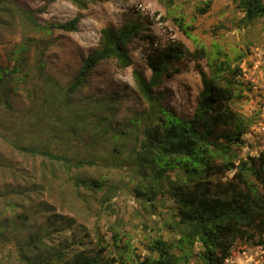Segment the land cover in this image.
<instances>
[{"label":"rangeland","instance_id":"obj_1","mask_svg":"<svg viewBox=\"0 0 264 264\" xmlns=\"http://www.w3.org/2000/svg\"><path fill=\"white\" fill-rule=\"evenodd\" d=\"M17 1L33 11L42 25L69 21L78 14L81 21L76 32L56 29L52 38L39 34L31 26L22 27L17 21L13 26L0 27V67L13 69L12 50L23 40L33 44L28 52L29 63L33 65L30 84L10 81L6 89L0 88V96L5 92L11 94L10 107L0 106V224L5 231L1 239L9 245L6 248L0 242L1 264H21L14 246L17 242L10 241L20 227L16 231L18 241L48 230L49 238L55 241L51 245L66 248L69 254L97 251L99 238L112 244V236L118 229L123 232L119 246L124 247L130 241L136 259L141 261L150 254V239L162 234L166 239L174 237L162 229V222L170 218L168 209L173 206L169 195L165 192L159 196V203L164 206L151 215L129 188L141 181L138 173L133 168H120L133 164L134 136L139 133L140 139L143 138L147 122L149 108L138 93L133 73L139 70L145 79H150L152 72L146 61L150 42L135 40L129 45L132 66L124 68L114 59L104 60L88 72L75 91H70L84 60L98 48L104 28L118 29L129 18L139 19L146 25L145 36L153 37L155 47H164L175 39L190 51L202 45L209 54L225 51L233 65L238 63L242 69L241 80L245 85L244 99L230 107L249 120L244 144L232 148V152L235 159H240L249 155L258 157L264 151V18L242 26L239 21L243 14L234 0H175L174 7L167 0H97L83 11L67 0L47 5L41 0ZM207 3L211 6L208 13L193 18L196 7L205 8ZM175 7L186 13L189 25L195 27L189 35L172 19ZM41 38L46 42L38 48L35 43ZM41 48H44L42 55L38 53ZM237 54L241 55L238 61ZM38 57H43L46 63L42 72L36 67ZM201 65L208 73V59ZM175 68L180 72L171 77L165 75L155 91L165 108L190 120L202 90L201 75L189 58L175 62L169 72ZM48 77L53 83L44 84ZM65 95H69L71 105L63 110ZM39 115H45L42 124L30 127ZM102 117L108 120L102 123ZM122 125L131 129L129 138L116 136ZM12 141L49 149L65 155L71 162L91 164L69 171L59 162L19 152ZM232 174H228L229 178ZM176 175L174 170L171 177L176 179ZM77 179L97 180L104 186L98 190L81 185L78 194L74 186ZM218 181L214 179L215 183ZM111 187H116L117 193L112 195L110 208L105 209L102 201ZM45 206L50 207L49 212L43 211ZM53 214L56 219L49 218ZM256 247L237 244L226 264H247L246 255L254 256L252 264H263L264 254L256 255ZM107 251L114 252L109 247ZM8 254L12 255L10 259Z\"/></svg>","mask_w":264,"mask_h":264},{"label":"trees","instance_id":"obj_2","mask_svg":"<svg viewBox=\"0 0 264 264\" xmlns=\"http://www.w3.org/2000/svg\"><path fill=\"white\" fill-rule=\"evenodd\" d=\"M41 1L47 5L56 0ZM67 1L83 11L97 0ZM174 1L167 0L170 7H174ZM234 3L243 14L239 21L242 26L264 18V0H234ZM210 7V3L205 8L196 7L193 18L198 14H207ZM173 10L175 15L172 19L185 34L195 30L189 25L186 13L177 7ZM15 21L22 27L31 26L39 34L52 38L56 29L76 32L81 14L69 21L42 25L34 12L21 6L17 0H0V27L13 26ZM145 26L143 21L129 18L118 29H102L98 48L84 60L70 91H75L88 72L104 60L114 59L124 68L132 66L129 45L135 40L150 42L151 48L146 53L147 65L152 72L150 79H145L139 70L133 73L138 93L149 108L147 122L142 139L139 133H135V145L131 149L133 164L120 168H133L138 173L141 181L129 188L134 198L149 208L151 215L157 214L156 208L164 206V203H159V196L165 192L169 195L173 206L168 209L170 218L162 222V229L174 237L166 239L162 234L150 239V254L141 261L136 259L130 241L124 247L119 246L123 232L118 229L112 236V244L103 243L104 239L99 238L101 243H98L97 251L79 250L69 254L70 250L51 245L55 241L49 238L48 230L37 231L30 234L28 240L18 241L16 234L20 227L10 241L17 242L14 246L21 264H226L237 244L245 247L264 245V151L258 157L249 155L240 159H235L236 155L232 152V148L244 144L243 136L247 133L249 121L230 107L233 102L245 97L242 69L238 63L233 65L225 51L209 54L204 45L190 51L184 43L172 39L164 47H155L153 37L144 34ZM45 42L41 38L35 44L40 48ZM32 47V41L23 40L12 50L11 58L15 60V65L13 69L0 67V88L6 89L10 81L30 84L28 78L33 65L29 63L28 52ZM42 51L44 48L38 53L42 55ZM185 58L195 63L202 80L198 106L190 120L178 117L165 108L155 91L162 85L165 75L171 77L180 72L177 68L169 72V68ZM235 58L238 61L241 55L237 54ZM205 59H208V73L201 65ZM45 65L43 57H38V72H42ZM47 82L53 83V80L48 77L44 79V84ZM5 93L0 96V106L7 108L10 107L8 95L11 94ZM68 97L65 95L61 105L63 110L71 105ZM44 119L45 115H39L35 118L36 123L29 125H40ZM107 120L102 117L100 122ZM130 130L122 125L121 129H117L116 136L129 138ZM12 146L25 155L59 162L69 171L91 164L87 161L71 162L65 155L15 141H12ZM174 170H177L176 179L171 177ZM229 173H233L230 178ZM216 178L219 181L215 183ZM81 185L98 190L104 186L97 180L87 182L77 179L74 186L78 194ZM109 193L102 201L105 209L110 208L112 195L117 193L116 187H111ZM43 211L49 212L50 207L45 206ZM49 218L57 217L53 214ZM3 227L0 224V242L5 246L7 244L3 241L6 240L1 239L5 233ZM108 247L115 254L107 251ZM11 256L8 254V259Z\"/></svg>","mask_w":264,"mask_h":264},{"label":"built area","instance_id":"obj_3","mask_svg":"<svg viewBox=\"0 0 264 264\" xmlns=\"http://www.w3.org/2000/svg\"><path fill=\"white\" fill-rule=\"evenodd\" d=\"M259 254H264V245L256 247V255H259ZM246 257H247L246 258L247 259V264H252V263L255 262V259H254L253 255H246Z\"/></svg>","mask_w":264,"mask_h":264}]
</instances>
